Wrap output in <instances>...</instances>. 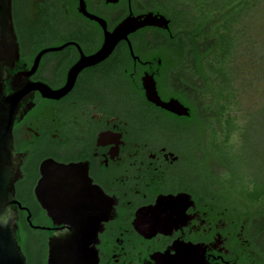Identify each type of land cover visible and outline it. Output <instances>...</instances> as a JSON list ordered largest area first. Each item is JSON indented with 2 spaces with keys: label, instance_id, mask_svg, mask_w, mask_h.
I'll use <instances>...</instances> for the list:
<instances>
[{
  "label": "flooded vegetation",
  "instance_id": "1",
  "mask_svg": "<svg viewBox=\"0 0 264 264\" xmlns=\"http://www.w3.org/2000/svg\"><path fill=\"white\" fill-rule=\"evenodd\" d=\"M82 1L109 32L130 15H163L146 9L151 0ZM80 8L81 0H13L20 58L9 71L7 93L14 78L25 72H31L33 87L62 89L72 78L70 70L101 49L102 26ZM162 30L147 26L130 34L107 58L83 67L65 95L49 98L34 90L23 101L13 126L22 172L13 208L18 242L35 264L44 247L47 264L49 239L58 227L37 198L47 162L81 164L92 185L102 190L95 195L90 187L78 189L82 210L110 213L96 245L99 264H242L246 254L262 257L258 248H251L242 222L225 208L214 209L207 194L196 192L194 151L176 142L173 126L159 112L166 110L146 99V74L153 76L163 101L172 99L159 93L162 59L143 60L133 48L131 54L129 44L133 47L131 37L142 31L150 40L159 33L160 42ZM122 44L132 62L127 67L119 64ZM138 81L147 105L132 96L130 88ZM48 194L54 193L50 189ZM155 206L156 217L150 213Z\"/></svg>",
  "mask_w": 264,
  "mask_h": 264
},
{
  "label": "trees",
  "instance_id": "2",
  "mask_svg": "<svg viewBox=\"0 0 264 264\" xmlns=\"http://www.w3.org/2000/svg\"><path fill=\"white\" fill-rule=\"evenodd\" d=\"M146 9L162 13L169 29L160 31V42L159 33L155 40L134 34L132 48L143 60L162 59L160 95L189 109L186 117L159 109L162 119L173 126L176 142L194 151L196 192L242 222L251 248L261 251L260 259L246 254L242 264H264V184L235 179L226 154L240 143L249 110L264 112V0H151ZM118 49L119 64L132 65L128 46ZM130 90L147 105L139 81ZM244 94L256 100L249 105ZM36 264H46L45 247Z\"/></svg>",
  "mask_w": 264,
  "mask_h": 264
},
{
  "label": "water",
  "instance_id": "3",
  "mask_svg": "<svg viewBox=\"0 0 264 264\" xmlns=\"http://www.w3.org/2000/svg\"><path fill=\"white\" fill-rule=\"evenodd\" d=\"M80 11L102 26L105 41L101 49L92 56L83 57L70 70L72 78L62 89L33 87L28 78L31 72H25L14 78L11 83L12 91L7 93L6 80L9 78V71L13 70L19 61L20 50L13 17V0H0V264H28L17 240L18 214L13 208L18 203L15 184L22 174L21 160L15 152L13 126L21 112L23 101L34 90H39L49 98L65 95L72 88L75 76L83 67L101 62L112 53L120 41H128L130 34L143 27L169 29V20L164 15L148 13L130 15L109 32L103 19L87 13L82 0ZM129 47L133 54L130 44ZM44 52L46 51L37 56L35 66ZM143 89L147 101L177 116H189V109L179 100L161 99L152 75L146 74L143 77ZM41 171L42 177L36 188L37 198L47 215L58 226L49 239L47 264H99L96 245L103 222L110 218V213L95 211L92 214L82 210V196L78 189L90 187L95 195L102 194V190L92 185L87 168L81 164L47 162L43 164ZM50 189L54 193L51 196L48 194ZM62 200L67 203L61 208L55 207L54 203ZM164 200L159 202V212ZM156 211L157 206L150 213L156 217Z\"/></svg>",
  "mask_w": 264,
  "mask_h": 264
},
{
  "label": "rangeland",
  "instance_id": "4",
  "mask_svg": "<svg viewBox=\"0 0 264 264\" xmlns=\"http://www.w3.org/2000/svg\"><path fill=\"white\" fill-rule=\"evenodd\" d=\"M238 70H233L232 76H236ZM238 81V85H239ZM241 85V84H240ZM239 85V86H240ZM244 101L254 102L256 97L247 94L243 95ZM249 98V101H247ZM248 103L249 105L251 104ZM246 107L248 109V105ZM262 106V105H261ZM251 111L250 121L243 130L240 143L235 149L226 151L230 160L233 177L241 180L243 177H249L259 184H264V112L261 107L258 110Z\"/></svg>",
  "mask_w": 264,
  "mask_h": 264
}]
</instances>
